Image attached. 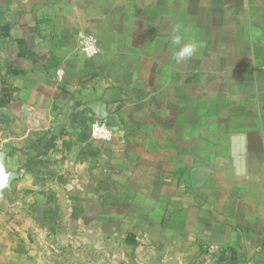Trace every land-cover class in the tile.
I'll list each match as a JSON object with an SVG mask.
<instances>
[{
	"label": "crops",
	"instance_id": "obj_1",
	"mask_svg": "<svg viewBox=\"0 0 264 264\" xmlns=\"http://www.w3.org/2000/svg\"><path fill=\"white\" fill-rule=\"evenodd\" d=\"M0 264H264V0H0Z\"/></svg>",
	"mask_w": 264,
	"mask_h": 264
},
{
	"label": "rangeland",
	"instance_id": "obj_2",
	"mask_svg": "<svg viewBox=\"0 0 264 264\" xmlns=\"http://www.w3.org/2000/svg\"><path fill=\"white\" fill-rule=\"evenodd\" d=\"M134 127V128H133ZM129 129H131V131H133L134 129H138L135 127V125L132 123L131 125H129ZM111 138V137H110ZM110 138H109V141H110ZM82 142H84V144H89L90 143V140H93L94 138L92 136H88V133H83L82 137ZM125 144H132V143H129L128 142V139H126V143ZM71 153V151H70ZM70 153L69 154H66L65 157L63 158V161H66V160H69L70 158L72 159V156H70ZM77 159H81L83 157V154L82 153H78L76 156H75ZM76 159V160H77ZM94 165L96 166L97 164H99L97 161L98 159L96 158V156H94ZM96 188L97 187H90L89 189V192L90 193H94V191H96ZM94 189V190H93ZM96 193V192H95ZM97 196H94V200L93 201H90V202H87V204L89 205L87 207V209H92V211H102V206H104V203L103 200L98 196V194H96ZM48 199H50L52 201V196L51 195H47ZM62 201H54L53 203H51V211H49L48 213V217H47V220L50 221L53 225H58V226H61L63 227L64 225H66L68 223V220L67 218H65V213L67 211V208H69L70 204L68 202H65L64 201V197L62 196ZM85 204V203H84ZM83 203H80V202H77V206L79 207V209L81 208L82 210V206ZM111 206L113 207H117V203H110ZM105 208V206H104ZM85 209V208H84ZM106 209V208H105ZM99 220V222L97 221ZM89 225L91 226H95V225H98V224H101L100 223V219H91V222H88ZM87 223V224H88ZM117 223V219L114 218V220L112 221V218H110L109 220V223L108 224H111V225H116ZM86 223L84 222V224H80L81 226L85 225ZM82 234V235H81ZM81 234H78V238L77 240L79 241V243H81V241L83 240L82 237H87L89 241H91L93 244L94 243H98V242H101V240L104 238V235H102L101 233H98V232H93V233H90V234H85V233H81ZM117 240V236L116 235H110L109 236V239L110 241H116L115 239ZM50 240L52 238H49ZM105 239V238H104ZM80 246V245H78ZM79 252H82V250L78 251ZM64 254V253H63ZM63 254H60L57 259L61 258L59 261H63V259H69L67 258L68 257V254H65V256H63ZM90 256L93 258V259H97V258H100L101 257V253L97 252L95 250V248L93 249V251H91L90 253Z\"/></svg>",
	"mask_w": 264,
	"mask_h": 264
},
{
	"label": "built area",
	"instance_id": "obj_3",
	"mask_svg": "<svg viewBox=\"0 0 264 264\" xmlns=\"http://www.w3.org/2000/svg\"><path fill=\"white\" fill-rule=\"evenodd\" d=\"M80 49L84 55L91 57L99 52L97 45V39L94 35H82L80 39ZM58 75H61V71H58ZM91 136L96 140H109L111 137V131L107 125L105 118H99L90 123Z\"/></svg>",
	"mask_w": 264,
	"mask_h": 264
},
{
	"label": "clouds",
	"instance_id": "obj_4",
	"mask_svg": "<svg viewBox=\"0 0 264 264\" xmlns=\"http://www.w3.org/2000/svg\"><path fill=\"white\" fill-rule=\"evenodd\" d=\"M182 37L179 35H175L173 37L172 43L176 45L181 44ZM197 51V45L194 43H187L180 47L179 51L175 55L176 61L182 62L191 58Z\"/></svg>",
	"mask_w": 264,
	"mask_h": 264
},
{
	"label": "water",
	"instance_id": "obj_5",
	"mask_svg": "<svg viewBox=\"0 0 264 264\" xmlns=\"http://www.w3.org/2000/svg\"><path fill=\"white\" fill-rule=\"evenodd\" d=\"M89 131V130H88Z\"/></svg>",
	"mask_w": 264,
	"mask_h": 264
}]
</instances>
